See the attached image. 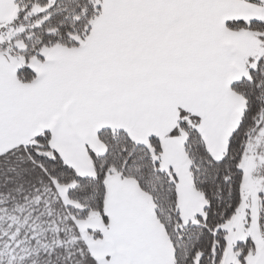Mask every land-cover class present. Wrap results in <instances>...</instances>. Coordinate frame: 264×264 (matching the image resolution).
I'll return each mask as SVG.
<instances>
[{
  "label": "snow or ice",
  "instance_id": "obj_1",
  "mask_svg": "<svg viewBox=\"0 0 264 264\" xmlns=\"http://www.w3.org/2000/svg\"><path fill=\"white\" fill-rule=\"evenodd\" d=\"M0 264H264V0H0Z\"/></svg>",
  "mask_w": 264,
  "mask_h": 264
}]
</instances>
